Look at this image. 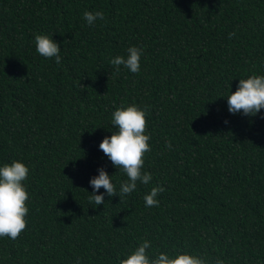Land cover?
Listing matches in <instances>:
<instances>
[{
	"label": "trees",
	"instance_id": "obj_1",
	"mask_svg": "<svg viewBox=\"0 0 264 264\" xmlns=\"http://www.w3.org/2000/svg\"><path fill=\"white\" fill-rule=\"evenodd\" d=\"M85 10L104 19L86 25ZM35 32L53 33L59 65ZM129 45L141 71L116 72ZM252 73L264 74V0H0V163L29 166L26 227L0 238V264H118L143 239L153 254L264 264V109L231 114L220 96ZM133 102L148 108L152 181L93 208L98 166L127 179L98 145Z\"/></svg>",
	"mask_w": 264,
	"mask_h": 264
},
{
	"label": "clouds",
	"instance_id": "obj_2",
	"mask_svg": "<svg viewBox=\"0 0 264 264\" xmlns=\"http://www.w3.org/2000/svg\"><path fill=\"white\" fill-rule=\"evenodd\" d=\"M83 19L86 25L93 26L97 20L104 19L102 10H85ZM233 33H229V36ZM35 51L45 58H52L59 65L62 61L61 46L53 38V33L35 32L33 34ZM144 52L142 46L129 45L124 54L110 57L109 63L116 72L123 66L131 73L141 71L140 61ZM227 109L231 114L257 115L264 109V74L252 73L239 78L236 90L228 91ZM147 106L137 103L116 106L110 114L111 134L100 141L98 147L102 150L111 164L122 171L127 179L119 182L112 181L104 166H98L97 174L89 178L92 191L89 192V204L95 208L104 204L105 196L118 195L119 200L137 190V183L148 185L152 181V173L143 169L144 155L151 151L148 141L151 138L146 129ZM225 123H228L225 120ZM164 145L169 150L172 144L165 139ZM29 166L22 159H12L0 163V238L8 236L15 239L26 227V214L29 209L26 201L29 199L26 181ZM104 191L100 192L99 189ZM161 184L152 186L144 193L145 207L159 205L158 194L164 191ZM152 245L148 239H143L134 248L118 258V264H209L202 255L178 250L174 253L159 251L151 253ZM74 264H81V258L76 257ZM214 264H225L221 257Z\"/></svg>",
	"mask_w": 264,
	"mask_h": 264
}]
</instances>
